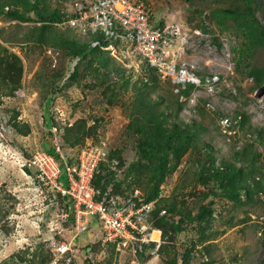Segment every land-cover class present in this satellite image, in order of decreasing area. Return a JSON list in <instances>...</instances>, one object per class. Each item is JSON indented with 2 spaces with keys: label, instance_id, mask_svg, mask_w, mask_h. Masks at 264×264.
Masks as SVG:
<instances>
[{
  "label": "trees",
  "instance_id": "obj_1",
  "mask_svg": "<svg viewBox=\"0 0 264 264\" xmlns=\"http://www.w3.org/2000/svg\"><path fill=\"white\" fill-rule=\"evenodd\" d=\"M51 2L0 0V21L13 22L22 31L18 36V30L14 39H11L6 38L0 28V100L3 97H14L22 88L24 61H28L32 53L38 52L42 60L33 71L32 78L40 84L41 91L45 90L44 105H49L52 109V102L61 90L58 82L64 75L63 69L60 68L62 66L55 67L52 62L58 55L63 61H75L68 80L75 82L80 78L91 77L93 86L100 89L105 105L117 106L124 114L127 121L121 137L129 141L134 149L133 157L123 171L120 165L125 162L121 152L104 151L103 160L99 162L93 177V187L100 192L108 190L116 194L121 188L126 189L127 193L139 189L143 193L144 201L154 202L151 229L161 231L163 244H174L176 237L190 228L197 238L192 247L196 243L209 241L212 233L208 230L214 217L217 198L237 206L261 201L262 195L264 196V165L257 163L264 158L263 129L254 130L258 141L236 150L233 154L234 161L218 162L214 148L202 138L205 127L194 120L184 122L179 119L183 105L172 94L169 83L161 82L150 68L146 71V81L141 76L132 78L131 72H126L108 51L98 47L92 48L86 39L80 40L77 37L75 30L56 27L55 25L65 17L64 9L59 4L52 6ZM261 2L262 0H232L229 7L212 11V17L218 25L222 26L224 21L230 20L241 33L244 39L241 48H231L234 52L233 59L236 52L240 58L237 64L235 62V71H238L242 61H245L244 70L256 88L264 84V67H257L252 63L255 52L264 51V26L257 17ZM201 29L206 31L205 28ZM213 40L217 41L216 38ZM14 43L20 46V55L11 50ZM50 51L55 57L54 60L47 55ZM163 85L169 87V91L165 90L167 97L158 94ZM47 115L49 119H44V124L50 137V146L43 144L41 151L56 159L60 158L52 144L50 129L55 128L61 152L66 155L64 157L69 164L74 163L75 156L81 149L76 152L74 159L66 150L71 151L83 146L86 138L94 135L101 120L94 119L92 125L88 126L85 119H78L74 123H65L59 129L53 125L49 113ZM18 117L19 113L16 111L11 114V126L26 136L30 133V127L18 121ZM233 120L235 125L242 129L247 124L248 117L244 113H235ZM185 156L193 158L195 169L192 172V186H202V191L197 194L200 201L205 200L197 205L194 213L187 208L184 200L179 199L176 189L168 198H159L161 186L168 176L178 170ZM236 162L242 164L237 167ZM27 168V173L34 175V170ZM61 176L62 171L58 178L59 183ZM46 189L60 197L65 203L61 208L63 209L66 199L54 189ZM161 210H165L162 216L159 215ZM8 213L7 210L0 209V222ZM155 246L156 243L150 242L147 249H154ZM89 248L90 246H87V249ZM203 248L208 251L207 245ZM162 251V246L159 245L155 253ZM188 253L187 248L183 249L178 258L173 253L167 260L168 264H188ZM47 256L49 259V246ZM73 256L75 258V255ZM148 256L149 254L141 255L143 263ZM127 257L130 261V257ZM43 260L41 259V262ZM211 263L209 260L204 264ZM83 264L91 263L85 259Z\"/></svg>",
  "mask_w": 264,
  "mask_h": 264
},
{
  "label": "rangeland",
  "instance_id": "obj_2",
  "mask_svg": "<svg viewBox=\"0 0 264 264\" xmlns=\"http://www.w3.org/2000/svg\"><path fill=\"white\" fill-rule=\"evenodd\" d=\"M51 1L52 6L59 4L63 9L70 8V5H67L68 0ZM231 2L232 0H149L154 23L159 21L178 23L187 30L205 28L214 34L226 36L232 46L239 49L244 39L234 23L228 20L220 26L212 17V11L227 8ZM257 17L264 26V0L261 2ZM14 24L0 21V28L3 29L6 38L14 39L18 30L20 36L22 31ZM77 37L83 40L78 34ZM11 46L13 47L11 50L20 55V46L15 43ZM47 55L54 60L51 51L47 52ZM202 56L204 57L202 54L195 55L197 58ZM55 59L53 65L62 66L60 68L64 73L58 82L61 90L58 98L56 97L65 112L64 120L54 117L49 105H44L45 90L41 91L40 84L32 78L33 71L42 60L38 52L32 53L30 59L24 61L22 88L14 97H3L0 100V209L9 212L0 222V264L48 262L47 246L52 236L48 232V226L53 223L65 203L53 191L40 187L34 175L26 171L27 160L32 154L41 151L43 144L50 146V137L44 124V119H49L48 113L53 125L59 129L65 123H74L78 119H85L88 126L92 125L94 119L101 120L94 135L86 138L83 146L71 151L66 150L73 159L80 149L101 146L107 152L113 150L121 152L125 163L118 165L123 171L133 157L132 145L121 137L127 120L119 107L105 105L100 89L93 86L91 77L80 78L75 82L68 80L75 61H63L59 55ZM238 60L240 58L236 52L234 62L237 64ZM200 61L197 59L198 63H201ZM252 63L257 67H264V51L255 52ZM245 64L246 62L242 61L240 69L222 81L220 92L213 99L212 110H207L203 106L204 99H200L195 107L182 106L179 115L181 121L194 120L205 127L202 138L212 145L218 162L234 161L233 154L236 150L258 141L254 130H264V96L260 99L255 97V92L259 88L254 87L253 80L247 76L243 67ZM166 89L169 91V87L163 85L158 94L167 97ZM15 111L19 113L18 121L30 127V133L26 136L11 126L9 118ZM235 113H244L248 117V122L244 128H237L234 137L227 140L218 125L219 120L224 116L233 120ZM63 155L66 156L64 153ZM241 164L235 163L237 167ZM261 164L264 165V158L257 163ZM64 169L65 167L61 166L62 186L66 185ZM194 169L193 158L185 156L178 170L168 176L161 186V199L168 198L176 189L179 199L184 200L187 208L194 213L197 205L205 202L200 201L197 194L202 191V186H192ZM120 190L117 194L128 192L124 188ZM209 231L212 233L210 240L196 243L193 247L192 243L197 238L191 228L179 234L174 244H163L161 240L163 251L149 255L143 264H168L167 260L172 254L175 253L178 258L184 248L189 250L188 264H204L209 260L212 261L211 264H264V196L262 195L261 201L256 200L251 204L238 206L217 198ZM63 236L61 239L68 241L71 230L65 228ZM101 238L102 231L93 218L88 230L73 241L72 246L75 248L73 264H83L85 259L91 264H130L125 253L114 246L102 244ZM204 245H207V252L203 248ZM87 246L90 248L87 249ZM41 259L44 260L41 262Z\"/></svg>",
  "mask_w": 264,
  "mask_h": 264
},
{
  "label": "built area",
  "instance_id": "obj_3",
  "mask_svg": "<svg viewBox=\"0 0 264 264\" xmlns=\"http://www.w3.org/2000/svg\"><path fill=\"white\" fill-rule=\"evenodd\" d=\"M68 4L70 8L64 9L65 17L56 27L75 30L92 48L108 51L132 78L141 76L146 81V71L153 69L161 82L169 83L183 106L195 107L204 99L203 106L212 110L222 81L235 71L232 43L226 36L199 28L187 30L178 23H154L149 0H68ZM197 54L204 57L197 58ZM57 100L52 102V115L62 119L64 110ZM233 125L228 117L219 121L227 140L236 133ZM50 132L60 158L35 151L27 160L37 184L54 189L66 199V206L48 226L52 236L46 264L73 263V241L88 230L93 218L102 231V244L114 245L130 257V264H143L141 255L154 254L160 244V231L151 229L154 202L144 201L139 189L126 194L95 190L92 181L104 148L87 146L69 164L56 129ZM61 166L65 167V186L58 181ZM164 214L161 210L159 215ZM65 228L71 230L68 241L61 239ZM150 242L156 243L154 249H147Z\"/></svg>",
  "mask_w": 264,
  "mask_h": 264
},
{
  "label": "water",
  "instance_id": "obj_4",
  "mask_svg": "<svg viewBox=\"0 0 264 264\" xmlns=\"http://www.w3.org/2000/svg\"><path fill=\"white\" fill-rule=\"evenodd\" d=\"M264 96V84L255 92V97L260 99Z\"/></svg>",
  "mask_w": 264,
  "mask_h": 264
},
{
  "label": "clouds",
  "instance_id": "obj_5",
  "mask_svg": "<svg viewBox=\"0 0 264 264\" xmlns=\"http://www.w3.org/2000/svg\"><path fill=\"white\" fill-rule=\"evenodd\" d=\"M225 117V116H224ZM224 117H221L220 119H222V118H224ZM231 121H232V123H234V125H233V128L234 129H236V131H237V126L235 125V122H234V120H232L230 117H228ZM220 121V120H219ZM219 125V124H218ZM220 127V126H219ZM221 129V128H220ZM221 131H222V129H221ZM223 133V132H222ZM224 134V133H223ZM236 134V133H235ZM224 136H225V134H224ZM226 137V136H225ZM232 137H234V136H232ZM231 138V137H230ZM226 139H227V137H226ZM156 230H158V229H156ZM158 231H160V230H158ZM160 233H161V231H160ZM160 243H161V235H160ZM160 245V244H159Z\"/></svg>",
  "mask_w": 264,
  "mask_h": 264
},
{
  "label": "bare ground",
  "instance_id": "obj_6",
  "mask_svg": "<svg viewBox=\"0 0 264 264\" xmlns=\"http://www.w3.org/2000/svg\"><path fill=\"white\" fill-rule=\"evenodd\" d=\"M155 237H157V236H155Z\"/></svg>",
  "mask_w": 264,
  "mask_h": 264
}]
</instances>
